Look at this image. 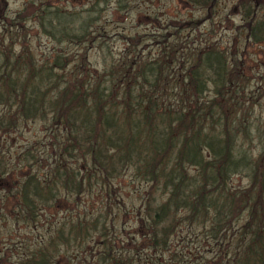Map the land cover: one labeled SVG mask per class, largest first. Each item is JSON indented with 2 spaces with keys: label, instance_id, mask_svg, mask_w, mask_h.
I'll return each instance as SVG.
<instances>
[{
  "label": "trees",
  "instance_id": "1",
  "mask_svg": "<svg viewBox=\"0 0 264 264\" xmlns=\"http://www.w3.org/2000/svg\"><path fill=\"white\" fill-rule=\"evenodd\" d=\"M54 2L34 5L57 44L50 57L18 30L25 13L1 21L0 264H188L172 249L183 230L207 245L194 264H264V117L250 118L251 75L215 41L182 43L217 0H184L201 16L173 28L123 34L102 70L87 54L106 36L92 27L95 10ZM235 6L245 49L264 47V0ZM28 123L42 135L13 148ZM235 176L243 183L231 185ZM122 214L136 219L124 241Z\"/></svg>",
  "mask_w": 264,
  "mask_h": 264
},
{
  "label": "rangeland",
  "instance_id": "2",
  "mask_svg": "<svg viewBox=\"0 0 264 264\" xmlns=\"http://www.w3.org/2000/svg\"><path fill=\"white\" fill-rule=\"evenodd\" d=\"M45 1L47 0H6L5 3L0 2V27L3 17H15L18 12L25 13L19 25L21 29L18 30L25 33V42L37 57H50L51 49L57 47V44L48 35L42 33L39 20L36 17L39 10L35 11L34 5L39 7ZM94 1L96 0H55L54 3L66 9L67 12L80 11L85 14V11L91 7L95 10L94 13H91L94 17L92 27L99 29V33L102 31L106 33V36L101 39L98 36L91 45L88 44L87 48L90 66L97 70H102L104 61H108L110 55L114 58L125 47L124 42L127 40H124L123 34L133 37L135 32H138L139 35L155 33L161 31V24L170 22L168 26L172 27L177 21L195 19L201 16L200 10L187 5L184 0H129L127 10L117 8L114 3L115 0H106V2L98 0L96 5ZM236 1L217 0L218 5L211 21H203L196 29L191 30L189 37L182 43L186 42L190 46L203 40L215 41L216 45L227 49L233 57L243 62L244 72L251 75L250 89L247 92L254 102V108L250 118L252 121L256 118L260 120L264 117V97L259 91H255L254 87L255 85L259 86V75L264 72V47L251 48L246 45L245 49V41L240 35V37L237 35L239 30L237 27L243 23V19L235 6ZM258 13L264 16V6ZM18 43L19 41H16V48ZM142 47L145 53L149 51L151 54L158 48V44L149 40ZM72 49L69 47V50ZM40 130L41 124L28 123V128H22L20 134L14 135L11 140L12 147L24 143L34 131L37 136H41ZM254 146L255 143L253 142L251 148L254 149ZM243 181V177L235 176L231 185L237 186ZM120 223H122L123 232L119 238L124 241L126 233L136 226V219L132 215L122 214ZM172 238V249L181 254L183 259L189 262L188 264H194V258H198L207 248L206 243H194L188 241V237L184 238V230ZM196 250L197 253H195ZM70 254L73 256L80 255L74 251Z\"/></svg>",
  "mask_w": 264,
  "mask_h": 264
}]
</instances>
